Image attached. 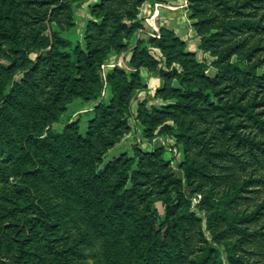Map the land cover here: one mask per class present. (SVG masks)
Returning <instances> with one entry per match:
<instances>
[{"label":"rangeland","instance_id":"1","mask_svg":"<svg viewBox=\"0 0 264 264\" xmlns=\"http://www.w3.org/2000/svg\"><path fill=\"white\" fill-rule=\"evenodd\" d=\"M28 1L0 0V264L15 257L21 237L28 236L25 240L32 249L39 243V236L28 226L30 216L41 212L44 201L58 219L57 235L64 237L68 225L80 238L77 242L83 249V262L135 263L138 247L130 231L122 228V221L115 218L102 224L106 199L130 186L124 183L125 158L139 161L134 168L140 165L149 171L139 178L141 184L130 197L138 214L126 216L128 226L135 225L149 205L158 202L162 207L160 197L165 196L168 181L163 176L171 166L187 161L196 167L193 178L198 191L181 205L195 217L185 220L183 232H168L158 264H214L219 257L223 264H264V127L252 121L246 111H232L230 121L239 123L242 133L257 140L256 145L236 141L224 128L220 110L226 100H238L264 119V0H227L228 4L219 0H143L138 14L141 26L122 38L131 46L120 53L114 48L104 53L98 69L103 84L97 100L90 99L91 87H78L75 93H69L67 86L61 89L64 62L63 68H52L45 50L70 51L68 40L84 48L83 33L89 21L101 18L90 15L88 0H66L64 11L53 14L50 9L57 32L50 43L44 38L46 30L37 37L46 22L43 9ZM166 7L182 9L186 31L162 23L161 9ZM246 20L261 27L238 24ZM161 28L171 33L150 43V37L162 38ZM143 40L152 68H141L142 81L130 92V113L116 115L125 124L117 127L119 120L107 115L105 136H101L90 122L96 119V105L110 103L113 97L108 76L117 66L128 73L134 71L129 64L133 47L139 44L140 48ZM15 44L30 46L33 59L45 57L33 76L24 73L30 63L22 51H14ZM9 51L16 58L11 64ZM227 62L239 69L238 77L229 71L214 84L204 76L213 77ZM174 68L182 82L180 76L162 78L158 74V70ZM250 69L257 77L252 73L244 76L243 71ZM203 80L207 93L190 98L196 108L177 106L187 86ZM219 88L224 90L221 97H212L209 92ZM67 130V137L80 143L73 146L77 159L66 156L68 142L59 138ZM60 161L63 169L55 166ZM110 161H116V167L102 172ZM92 165L97 173L90 175ZM92 178L95 181L89 185ZM207 195L233 196L227 210L237 217L251 214V219L240 225L252 233L242 236L231 228L204 199ZM96 219L102 223L95 225ZM209 228L216 231L214 239ZM209 242L214 243L211 254L202 260ZM228 243L234 245V258L243 263L228 257Z\"/></svg>","mask_w":264,"mask_h":264},{"label":"trees","instance_id":"2","mask_svg":"<svg viewBox=\"0 0 264 264\" xmlns=\"http://www.w3.org/2000/svg\"><path fill=\"white\" fill-rule=\"evenodd\" d=\"M219 1L224 4H228L227 0ZM28 2L37 3L39 4V7L43 9L44 20H46V22L37 32V37H40L41 33L46 30L48 31V34H46L44 38L51 43V40H53L52 35L55 36L57 32H55L52 27V21L54 18L50 9H53V14H55L57 10H61V12L64 11V6L67 5L66 0H29ZM142 2L143 0H99L90 6V15L100 17L101 20L99 22L93 20L89 21L85 32L83 33L85 42L84 48L82 45L73 46L72 41L68 40L66 43L70 47V51L60 52L54 49V47L45 50L47 53V59L52 61V68L55 65L63 68L62 63L64 62L63 65L65 68L61 70V89H64L67 86V91L69 93H75V89L78 87H91L90 99L97 100L101 97L100 90L103 83L98 69L105 60L104 53L109 51L111 48H114L120 53L125 47L129 48L131 46H129L128 42H123L122 38L128 37L141 26V21L138 20V14L139 7ZM56 3H58V5ZM238 24H246L253 28L261 27L260 24H256L252 22V20H246L245 22ZM168 33L171 32L161 28L162 38L150 37L149 41L150 43L160 41V39H163V36ZM17 39L18 38L15 37L16 41ZM141 43L143 44L140 48L139 44H136L133 47V54L129 63L134 71L128 73V71L124 68L117 66L108 76V81L112 87L113 97L111 98L110 103L102 101L96 105V119L90 122L92 130H97L101 136H105L103 124L107 115L110 118L119 120L117 127H121L125 124V121L120 122L121 118H116V115L117 113L122 112L130 113V92L136 90L142 81L141 68H152V59L147 53L148 46H146L144 40L141 41ZM14 51H22L24 60L30 63L29 67L24 70V73L29 76H33V70L38 66L39 61L45 59L44 57L41 60V56L36 59L31 58L30 46H20V44H15ZM8 59L10 64L16 59L14 54L10 51ZM197 66H200L201 68L204 67L201 64ZM5 67L10 68L11 66ZM80 70H82L81 73ZM238 70L239 69L237 67L235 68V65L227 62L226 64H223V66L219 67L217 74L213 77H208L205 74L204 76L214 84H218L219 78H225L229 71H231L234 76L238 77V75H240L238 74ZM243 73L244 76L246 73H252L255 77H257L253 69L243 71ZM158 74L162 78L165 76L174 78L181 75L177 71V68H174L172 71L158 70ZM180 77L182 82L184 79L182 76ZM195 88H197V90H195ZM184 91L185 94H180V97L178 98L179 101L177 106L182 108H196L193 102H190L191 95L195 93H207L206 80L198 82L193 86H187ZM223 91L224 90L222 88H219L218 90H213V92L209 93H211L212 97L216 96L220 98V93ZM11 93H13V90ZM4 96L6 98L8 93ZM5 109L8 110V108ZM220 110L223 117L222 121L225 123L224 128L230 131V134L236 141L256 145V138H252L248 134L242 133V130H240V124L230 121L232 111H246L249 113L248 117L252 119V121L258 122L264 127V119L257 117V114L253 112L249 104H244L238 100H226ZM67 133L68 130L65 131L64 134L62 133L59 135V138H61L64 142H68L67 146H69V148L66 149V156L77 159L76 156L78 154L76 153V148L73 146L80 145V143L75 142L70 137H67ZM48 138H51V136ZM48 140V142L52 141V139ZM200 140L202 145L206 144V140L203 138ZM45 141L47 140H44L43 142ZM112 162L113 161H110L102 172H105L106 169L111 166L116 167V161L113 162V164ZM123 162L126 163L124 169V183L130 184V186L121 188L119 191L115 192L114 195H110L106 199L105 207L102 210L105 215L104 220H102L103 223L96 219L94 224L96 225L97 223H102L106 225L108 222H113L115 218L121 220L123 223L122 228L130 231V237L134 239L135 244L138 247V260L133 264H158L160 250L164 248L168 242V232L170 231L174 234L177 231L183 232V230L186 229L184 223L185 220L193 219V216L195 217L193 213L187 212V210L182 208L181 205L187 196L198 191L193 178L195 173L193 172V169H196V167L193 162L187 161L180 165L171 166V168L168 169L166 174L163 176L168 181L166 182L167 186H165L164 190L165 196L160 197L162 207L160 208L159 205H157L158 202L149 205L148 212L141 214L135 225L131 223L128 226L125 222L126 216H135L138 214V211H136L135 207L131 204L130 197H132V193H135L141 184V182H139V178L149 171L146 168H142L140 165V167L138 166V169L134 168V164L137 163L138 165L139 163V161L134 158H125ZM55 166L59 167V169H63V167H65L63 161H60V163ZM93 173H97L95 165L91 166L90 175ZM84 181H86V179H84ZM94 181L95 178L89 180V185L93 184ZM124 183L122 185H124ZM204 199L212 204V207L216 208L219 212L220 217L226 220L231 228H236L242 236L252 233L248 232L246 227L240 225L243 221L251 219V214L237 217L232 215L227 210L226 204L233 199V196L224 195L222 197L217 196V198H214L211 197V195H207ZM57 220L58 219L55 213L44 201L41 205V212H39L37 216H30V226H28V229L35 232L34 235L39 236V239L37 240L39 243L32 249L26 242L28 236L21 237L18 252L13 259L5 264H87L80 259L83 250L79 247V243L77 242L80 238L78 239L76 234H72V232L69 231L68 225H66L68 228L65 229L68 233L66 232L64 237L58 236L57 233L59 229L57 228ZM209 230L212 238L214 239L217 236L216 231L211 228H209ZM213 244V242H209L206 246L202 260H205L210 256ZM227 247L229 249V258H232V260L235 259L233 261L244 262L241 258H234V245H229L228 243ZM223 263L224 262H222V258L220 257L214 261V264Z\"/></svg>","mask_w":264,"mask_h":264},{"label":"crops","instance_id":"3","mask_svg":"<svg viewBox=\"0 0 264 264\" xmlns=\"http://www.w3.org/2000/svg\"><path fill=\"white\" fill-rule=\"evenodd\" d=\"M99 0H88L86 2V5L88 7V10L92 3H96ZM89 15V11L87 13ZM161 14L163 15L164 20L162 23L166 26H173L178 28L180 31H186L188 29L187 25L185 24L183 18L181 17L182 9L180 8H163L161 9ZM150 86V84H149Z\"/></svg>","mask_w":264,"mask_h":264}]
</instances>
